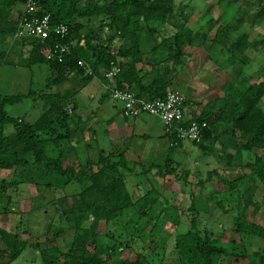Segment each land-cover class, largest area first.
<instances>
[{"label": "trees", "instance_id": "obj_1", "mask_svg": "<svg viewBox=\"0 0 264 264\" xmlns=\"http://www.w3.org/2000/svg\"><path fill=\"white\" fill-rule=\"evenodd\" d=\"M27 1L0 0V40L2 35H10L14 42L29 45L27 63L48 65L52 76L42 91L43 112L32 123L9 116L7 109L21 104L25 98L34 97L35 92L0 95V170L15 173L10 182L1 183L0 204L3 201L5 204L0 207V215L8 213L12 203L6 190L15 192L20 185H33L39 191L34 201L42 206L54 205L59 217L75 232L66 252L56 246L54 239L42 248L36 245L42 264H161L167 252V239L162 235L167 225H162L163 219L175 231L179 216L154 190L156 184L149 189L146 183L153 171H159L160 179L175 173L179 166L174 160L175 152L185 142L176 141L175 135L172 138L165 134L169 149L163 167L158 162L147 166L139 160L126 159L123 153L107 155L104 150H98L96 160L89 156L82 161L70 146L71 138L79 129L84 132L91 120L76 118L75 90L47 91L61 86L73 75L80 77L86 85L100 76L101 71L108 70L111 62L125 59L114 84L119 88L127 85L139 99L163 98L168 89L176 88L175 80L182 72L181 68H186L184 58L189 57L186 48L194 42V32L186 26L188 20L177 15L181 4L176 5V0H34L42 16L49 15L53 25L69 27L68 37L56 42H76L72 54L59 63L47 61L42 53L43 49L51 47L53 40L15 38ZM225 1L231 8L237 2L218 0L216 5H208L204 17H209L211 10L217 7L224 9ZM248 1L252 5L257 2L258 10L250 13L241 7L235 9L234 22L227 23L221 31L228 62L240 68L234 82L227 84L223 97L217 96L201 108L186 98V106L192 107V111L183 125L188 126L192 121L207 122L208 128L203 131L201 140L191 144L206 152L219 143L226 165L249 173L227 182L228 196L235 193L237 197L228 230L215 236L207 231L202 233L197 219L193 218L190 229L175 237L170 254L180 264H223L228 260L230 264H264L263 247L249 254L228 242L231 233L264 240V227L254 221L256 216L264 215V198L261 202L254 199L257 185L264 188V109L261 107L264 80L251 84L240 75L249 51L264 54V38L257 41L246 33L235 37L243 14L249 13L247 16L253 28L263 24L264 0ZM226 12L221 14L224 19H227ZM166 26L172 29L170 35L166 33ZM209 29L204 32V39ZM117 40L121 41L118 48L114 47ZM5 59L6 53L1 52L0 68L4 61L6 64ZM78 60L88 62L94 74L86 76L79 69ZM140 65H148L150 69L138 68ZM8 126L13 127V132L6 135L4 130ZM229 149L236 151L239 157L240 152L255 150L261 155H254L253 162L242 166L240 161L235 162L232 153H227ZM248 181L251 186L242 193L240 188ZM69 186L73 189L69 196L56 201L46 199L48 191L64 192ZM134 190L139 193L138 198ZM224 202L217 205L228 215L232 208L223 206ZM195 209L192 203L189 211ZM51 227L52 223L50 230ZM61 231L56 230L55 235ZM147 244L153 249L146 248ZM0 245L3 246L0 257H6V264L15 262L28 246L17 234L1 227ZM126 250L135 254L133 260L119 258Z\"/></svg>", "mask_w": 264, "mask_h": 264}, {"label": "rangeland", "instance_id": "obj_2", "mask_svg": "<svg viewBox=\"0 0 264 264\" xmlns=\"http://www.w3.org/2000/svg\"><path fill=\"white\" fill-rule=\"evenodd\" d=\"M236 1L232 8L230 3L225 1L226 6L224 9L222 8L223 10L217 7L211 10L212 14L209 17H204L208 5H216L218 0H176V5L181 4L182 6H179L177 15H182L188 20L186 26L193 30L194 42L193 46L186 48L189 56L184 58L186 68H181L182 72L175 80L176 88L173 90L182 93L185 98L193 100L195 104L200 105V108L217 96L223 97L227 84L234 82L237 71L240 69L239 66L231 65L228 62L229 55L226 52L227 49L224 48L225 38L221 35V31L227 23L234 22L235 9L241 7L243 11L254 13L259 6L257 2L252 5L248 0ZM226 10L227 19H224L221 14ZM180 11H182L181 14H179ZM247 15L243 14L241 16L240 29L235 37L237 38V35L246 33L252 35L257 41H261L264 38V22L262 25L253 28L250 17ZM177 20L180 22L179 16ZM200 20L203 21L200 23ZM208 28H210L208 36L204 39L202 36ZM165 29L166 33L170 35L172 29L168 26ZM1 37L0 53H6L5 60L7 62L5 64L4 61L0 68V95H26L29 92H35L34 97L25 98L21 104L7 109L9 116L32 123L43 112L41 95L44 94L42 90H44L47 78L50 77V70L46 64L29 65L27 59L30 48L22 46L21 41L14 42L10 35H2ZM120 44L121 41L117 40L114 47L118 48ZM246 58L244 69L240 74L241 77L247 78L251 84L262 82L264 80V54L251 50ZM73 86L75 85L73 84L70 87ZM90 89H93L92 86ZM64 90V86L61 85L54 86L47 92L62 93ZM36 96L38 98H35ZM261 107L264 109V97L261 101ZM154 121L159 131L163 130L162 123L158 119ZM12 132V126H8L4 130L6 135ZM78 153L82 161L89 158L97 159L94 149L88 151L89 155H92L89 158L84 156V150L78 149ZM227 153H232L235 156V162L240 161L242 166L248 162H253L254 155H261V152L257 150L252 153L240 152V157L233 149H229ZM174 160L179 165L174 174L160 179L159 171H153L149 174V180L146 183L149 189L152 188L153 184H156L154 190L177 211L179 216L178 228L175 231H172L171 225H168L167 220L163 219L162 225H167L166 230L163 229L162 232V235L167 239V252L161 264H180L170 253L174 246L175 237L186 233L190 229L193 218L197 219L202 233L207 231L209 235L215 236L229 229L231 219L234 218L237 197L235 193L228 196L229 187L227 182L233 181L238 175L249 173L248 170H239V167H233V169L228 167L219 143H216L213 148L205 152L199 150L190 142H185L183 147L175 152ZM164 162L165 158L160 159L159 166L163 167ZM145 164L147 166L151 165L148 160L145 161ZM14 174V171L0 170V187L2 182H10ZM200 181L203 183L202 185L198 184ZM250 184V181L245 183V187L240 188V191L243 193L251 186ZM72 191L73 189L70 186L64 192L48 191L46 199L56 201L64 196H69ZM38 193L39 191L35 186L24 184L20 185L15 192L10 191V189L6 190L5 194L12 197V203L8 208L9 212L0 215V227L3 230L17 234L19 239L28 244L21 256L10 264H42L40 251L35 247L36 245L42 248L47 241L54 239L56 246L61 251L66 252L69 241L75 234L74 229L59 217L54 205L44 206L43 204L42 206V203L34 201ZM133 193L136 198L139 197L136 190ZM263 198L264 188L257 185L254 199L261 202ZM220 201H225L223 206L232 208L230 214L225 215L222 207L217 205ZM192 203L196 208L194 212L189 211ZM4 204L5 201L0 204V207L3 208ZM37 208L39 210H35ZM172 219H175V217L172 216ZM254 221L264 227L263 214L256 216ZM51 223L52 230L49 228ZM58 229H62V231L60 234L55 235V231ZM228 242H232L238 250H246L249 254L257 252L261 247L264 248V240L239 236L235 233L230 234ZM147 247L152 248L148 244ZM0 249H3L2 245H0ZM150 249H148L149 252ZM119 258L133 260L135 254L126 250L120 254ZM0 263L6 264V257H0ZM223 264H230V261L228 260Z\"/></svg>", "mask_w": 264, "mask_h": 264}, {"label": "crops", "instance_id": "obj_3", "mask_svg": "<svg viewBox=\"0 0 264 264\" xmlns=\"http://www.w3.org/2000/svg\"><path fill=\"white\" fill-rule=\"evenodd\" d=\"M22 46L30 48L29 45ZM142 67L145 70L150 69L148 65L138 66ZM49 70L51 77L52 72L50 68ZM102 72L86 85L76 75L68 77L62 84L64 91L77 92L76 96H73L77 105L76 118L87 122L91 120L84 132L78 128L77 133L72 136L71 148L77 152L78 149L84 150L86 158L92 156L88 153L91 149L96 151V156L98 150H104L107 155L112 152L123 153L126 159L139 160L143 164L147 160L151 164L165 158L169 143L161 120L147 114L137 118L123 117L122 105L112 100L109 91L111 82L102 79ZM73 84L75 86L70 87ZM91 86L93 89H90ZM155 119L162 123L163 130L159 131Z\"/></svg>", "mask_w": 264, "mask_h": 264}, {"label": "built area", "instance_id": "obj_4", "mask_svg": "<svg viewBox=\"0 0 264 264\" xmlns=\"http://www.w3.org/2000/svg\"><path fill=\"white\" fill-rule=\"evenodd\" d=\"M40 12L34 0H28L25 11L17 26L15 38L35 39L41 42L48 39L53 40L51 47L43 49L42 53L49 62H63L66 57L72 54L76 42L60 44L57 39H65L69 35V27L64 24L57 26L51 22L49 15ZM125 60L119 59L116 63L111 62L110 68L102 72L103 78L113 83L109 87L110 96L113 101L120 103L125 118H137L143 114L157 117L164 125L165 133L169 137H176V141L182 142H199L202 133L208 128L207 122L192 121L188 126H184L185 119H189L191 108L186 106V98L178 91L168 89L163 98L154 101H146L137 98L130 91L127 85L121 88L114 84V79L121 71V66ZM77 65L86 76L94 74L91 65L84 61L78 60ZM173 138V137H172Z\"/></svg>", "mask_w": 264, "mask_h": 264}]
</instances>
